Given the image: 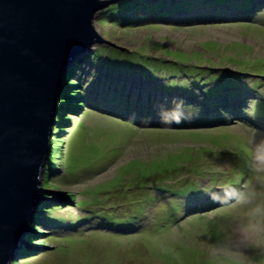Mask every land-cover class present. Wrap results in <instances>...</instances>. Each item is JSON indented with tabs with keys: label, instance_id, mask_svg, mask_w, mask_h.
<instances>
[{
	"label": "rangeland",
	"instance_id": "obj_1",
	"mask_svg": "<svg viewBox=\"0 0 264 264\" xmlns=\"http://www.w3.org/2000/svg\"><path fill=\"white\" fill-rule=\"evenodd\" d=\"M133 1L97 11L114 45L63 83L82 96L42 179L76 199L51 200L41 245L12 264H264V0Z\"/></svg>",
	"mask_w": 264,
	"mask_h": 264
},
{
	"label": "water",
	"instance_id": "obj_2",
	"mask_svg": "<svg viewBox=\"0 0 264 264\" xmlns=\"http://www.w3.org/2000/svg\"><path fill=\"white\" fill-rule=\"evenodd\" d=\"M114 0H0V264H12L38 200L60 91L94 42L98 10ZM114 45V44H112ZM116 46V45H115ZM63 196V195H59Z\"/></svg>",
	"mask_w": 264,
	"mask_h": 264
},
{
	"label": "clouds",
	"instance_id": "obj_3",
	"mask_svg": "<svg viewBox=\"0 0 264 264\" xmlns=\"http://www.w3.org/2000/svg\"><path fill=\"white\" fill-rule=\"evenodd\" d=\"M120 1H122V0H117V3L118 2H120ZM109 4H111V2L109 3ZM98 33V32H97ZM95 43H97V42H94L93 44H95ZM92 44V45H93ZM88 47H91V45L90 46H88ZM80 56V54L78 55V56H76L74 59H73V61H72V63L70 64V67H69V69L67 70V72H66V74H65V76H64V79H63V83H64V80H65V78H66V76L68 75L67 73L68 72H70V70L72 69V67L74 66V64L76 63V61H77V58ZM71 68V69H70ZM185 76H188L186 73H185ZM63 83H62V88H61V91L63 90ZM78 86V84L74 87V88H76ZM61 91H60V95H61ZM84 93V92H83ZM98 93V95H101L100 93H101V91H98L97 92ZM76 94H74V96H75ZM81 95H82V92H81ZM159 94H157V93H155V96H156V98L158 99V96ZM79 98V97H78ZM60 99H61V97H60ZM60 99H59V102H60ZM92 100H93V98H92ZM58 109H59V105H58V108H57V114H56V122L54 123V125H53V130H52V141H51V150H50V152H49V154L47 155V157H48V161H47V163H46V165H45V168L43 169L42 168V170L44 171L43 172V174L39 177V179H40V188H42V189H48V182H46V184L43 182V179H44V177H46L45 175H44V173H46L45 171H46V168H48L50 171L52 170V169H50V167H55V165H54V155H56V153H55V149H54V144H55V142H54V140H53V137H54V132H55V130H54V128L55 127H58L57 125V123H58V120H57V115H58ZM149 110L150 111H153V108L152 107H150L149 108ZM155 111V110H154ZM176 122H179V117H177L176 118V120H175ZM164 122V121H163ZM68 125V124H67ZM58 132V131H57ZM59 132H61V131H59ZM62 132H67V130L66 129H64ZM51 161V162H50ZM49 164H51V166L49 165ZM42 177H43V179H42ZM42 181V182H41ZM58 189V188H57ZM59 190H61V189H59ZM68 192V191H67ZM66 192V193H67ZM43 196H45V197H50V194H43ZM53 196V195H52ZM63 197H65V195L63 196ZM50 198H52V197H50ZM64 199H66V198H64ZM74 200V199H73ZM43 201V199H40V200H38L37 201V203H36V205H35V207H34V210H33V217L29 220V222H28V227L33 231V232H26L24 235H23V237H22V239L25 241V243L26 244H18L17 245V249H16V255H14L15 256V260H16V258L17 257H19L20 255H22V254H24V253H26V252H30L31 250H27V249H30L31 248V245H32V247H36L37 248V246H39V245H41V244H38V245H36L35 244V242L34 241H32V240H30L28 237H30V236H32V234L33 235H38L39 233H41V234H44V233H46L45 231H39L38 229H37V227L38 226H41L43 229H46V226H44V225H42L41 224V222H47L48 221V217L47 216H50L51 215V212H53V211H57V210H60V206H58V205H55V206H53V207H50V205H48V204H50L52 201L51 200H45V201H48L49 203L45 206L46 208H45V211L44 212H42L41 210H40V208H41V202ZM63 207H64V205H63ZM262 210L261 209H257V212H261ZM38 213H39V215H38ZM42 215L44 216V217H42ZM83 218V217H82ZM79 220V219H78ZM77 220V221H78ZM83 220V219H82ZM85 220V219H84ZM51 222H53V223H56V221H59V220H56V219H51L50 220ZM49 222V221H48ZM50 223V222H49ZM34 242V243H33ZM36 248H34V249H36ZM14 260V261H15ZM13 263V262H12Z\"/></svg>",
	"mask_w": 264,
	"mask_h": 264
},
{
	"label": "trees",
	"instance_id": "obj_4",
	"mask_svg": "<svg viewBox=\"0 0 264 264\" xmlns=\"http://www.w3.org/2000/svg\"><path fill=\"white\" fill-rule=\"evenodd\" d=\"M125 3L123 4V7H121L120 6V3H121V1L119 2V3H117L116 5H112L111 7H110V9L115 13V14H120L121 13V11L123 12V14H124V12L126 11V9L127 8H132L133 7V5L135 4V1H133V0H126V1H124ZM227 2H234L235 4H238V5H241V6H243V7H248V4H245L243 1H240V0H209V4H211V3H214V4H225V3H227ZM245 2H248V0L246 1L245 0ZM234 3H232V4H234ZM250 4V3H249ZM137 6H139V5H135V7H137ZM131 11H134V8H132L131 9ZM117 17V16H116ZM107 18L109 19L110 17H109V15L107 16ZM136 20H134V21H132V22H135ZM114 51H116V49L114 50ZM197 56H199V55H197ZM137 57H132V58H130V59H136ZM128 62H131V61H128ZM260 72V74L262 75L264 72H262V70L261 71H259ZM264 76V75H263ZM68 78V76H66V78H65V80H64V82L66 83V79ZM79 83V81H77L76 83H73L71 86H70V90H72L73 91V93L74 94H76L75 96H74V94H72V95H66V93L65 94H63V90L61 91V95H60V97H61V99H60V102H59V109H58V115H57V120H58V127H55L54 128V130H55V132H54V134L57 132V131H63L66 127H65V124H66V118L64 117L65 116V114L68 112V109H67V105H69V104H71V105H74V104H79V102L77 101V100H75V99H77L79 96H82L81 95V92H74L75 91V89L76 88H74L76 85L75 84H78ZM65 87H66V85H65ZM70 92V91H69ZM66 97V98H64V97ZM73 97V98H72ZM70 100H69V99ZM68 119H69V117H67ZM69 124V123H68ZM71 124V123H70ZM62 127H64V128H62ZM67 128H70V126H68ZM70 129H72V128H70ZM70 129H66L67 130V132H69V130ZM56 137H55V139H57L58 138V136L57 135H55ZM67 141V139H64V141H63V144L62 145H64L65 144V142ZM169 164V163H168ZM172 164V166H173V164H175V161H174V159H170V165ZM50 166H51V164H49ZM53 167V166H52ZM169 167H171V166H169ZM52 183H49L48 182V185L47 186H49V185H51ZM76 194V193H75ZM77 196V195H76ZM65 198H66V200L64 201V203L65 204H68V202H69V200L70 199H76V197H75V195H74V193L73 192H71V191H68L66 194H65ZM97 202H101L102 200H96ZM49 202L48 201H45V200H43L42 202H41V208H46L45 206L48 204ZM62 207H60L61 209L63 208V205H61ZM142 210H143V208L141 209V212H142ZM85 216H87V215H85ZM84 218V217H83ZM163 219V218H162ZM161 219V220H162ZM77 220H78V218H77ZM158 223H160V221L159 222H156V224H158ZM124 224V226H126L125 224L126 223H123ZM37 229L39 230V231H42L43 230V228L41 227V226H38L37 227ZM30 240H32V241H36L37 239L33 236V234H32V236H30V237H28ZM40 244L42 243V242H39ZM38 243V244H39ZM172 250H167V255L169 254V255H172ZM211 262V261H210ZM248 264H250V263H248Z\"/></svg>",
	"mask_w": 264,
	"mask_h": 264
}]
</instances>
